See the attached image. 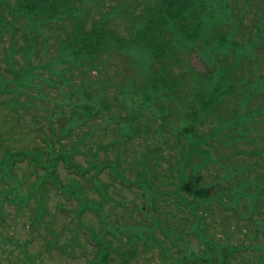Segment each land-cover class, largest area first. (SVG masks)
<instances>
[{
  "label": "trees",
  "instance_id": "16d2710c",
  "mask_svg": "<svg viewBox=\"0 0 264 264\" xmlns=\"http://www.w3.org/2000/svg\"><path fill=\"white\" fill-rule=\"evenodd\" d=\"M90 1L93 0H0V44L6 46L8 60L6 66L0 65V105L10 107V112H17L19 106H31L35 92L40 91L46 96L45 86L53 90L59 86V82L67 84L71 82L70 78L82 76L79 88L85 96L79 101L70 102L69 108L74 109L81 120L100 118L113 121L115 111H121L115 120L120 136L103 147L120 149L139 167L140 175L133 180L127 176V169L123 170L122 166L118 168L116 162L100 164L96 156L84 168L74 159L73 153L85 143L89 133L80 135L74 147L56 151L54 135L57 125L51 122V141L47 142L48 147L36 152L37 147L25 149L7 146L2 137L1 124L0 241H13L18 245L21 257L26 258L25 261L33 258L26 248L28 239L22 245L11 233L6 236L7 229L11 228V221L14 220L15 224L22 219L28 231L46 226L50 232V224L44 223L51 215L47 207L48 186L65 194L67 201H76L78 220L87 209L95 210V204L88 200L84 187L75 182H72L76 185L73 188L59 184V161L70 174L80 177L94 170L95 178H98L99 172L106 170L114 182L138 186L147 202L168 200L166 204L179 210L178 213L175 211L176 214L187 212L190 217L198 215L200 208L205 211L211 208L210 202L204 200L209 192L200 189L199 183L219 184L220 180L229 182L241 176L239 183L252 185L243 169L239 174L232 175L229 172L222 175L218 170L210 169L208 173L211 178L209 175L206 177L203 170L209 169V164L215 166L222 159L226 160L228 152L219 153L217 145L232 144L231 139L224 140L227 133L238 132L239 127L246 124L248 127L250 116L256 115L260 121L264 120L263 95H254L255 89L264 85L257 72L258 58L264 49V0H258V4L253 6L254 11H251L252 0H243L234 5L228 0H155L153 4L149 0L139 15L131 14L139 6L138 2L130 6L116 3L97 18L90 14ZM132 6L134 9L130 10ZM121 9L128 14L125 17L115 16L114 13ZM252 12L255 17L251 20L254 18L255 21L252 26H245L248 14ZM117 18L126 24L130 37H120L118 29L114 27ZM120 48L145 54L140 80L133 78L134 83H131L128 79L130 84L126 83L125 78L130 76L131 67H127L129 60L127 54L122 52L121 58L125 59L121 62L123 68H117L113 73L107 72L108 79L102 81L98 89L101 93L92 91L94 83L87 78L88 73L95 70L101 73L106 68L103 55L107 52L118 53ZM194 57L197 59L195 63ZM252 65L254 70L249 68L251 75H245V69ZM112 82H117V87L110 92L107 88L112 87ZM72 93L73 96L71 93L68 95L70 99L76 96V92ZM7 96H12V100H6ZM255 97L263 102L261 109L246 113L248 108L245 111L243 104H249ZM235 100H239L238 105L227 113L229 102ZM173 108H176L175 121L171 119ZM211 115L214 118H210ZM60 129L58 139L62 146V140L68 138L74 125L69 124L67 128L63 122ZM169 130L173 137H165L164 133ZM168 153L172 160L163 161ZM44 157L50 161L46 162ZM197 158L201 160L197 161ZM165 162H168L166 173L149 175L148 170L157 171L155 166ZM23 167H29L38 176L34 188L27 187L25 179L17 172ZM200 179L202 182H199ZM231 182L232 186H222L221 190L216 191L219 197L214 201L218 203L213 204L212 208L244 218L246 213L243 207L246 206L242 198L250 199L251 195L243 187H236L234 180ZM155 183L168 184H161L158 188ZM172 183L176 185L174 188H170ZM195 190L202 194L192 201L189 196H194ZM226 196L232 200L224 201L223 197ZM147 202L140 209L146 210L144 205ZM10 208H15L20 214L15 215ZM25 208L30 210L27 220L23 213ZM132 216L130 213L129 217ZM220 224L226 227L220 237L209 235L218 229L207 230V237L200 235L202 230L199 229V233H196L201 243L197 245L199 251H193L186 242L181 248L178 240L175 242L173 236L168 235L167 251L174 248L179 255L178 261L175 258L172 261L176 264H236L229 259L244 257L248 241H233V233L229 231L231 224ZM80 225L79 228L96 241V251L90 264H129L131 256L137 255L136 250L128 249V255L123 256L122 262H114L111 257L113 243L109 235L119 238L125 231L130 233L133 225H129V229H122L114 227L108 220L109 227L102 238L90 228H85L81 220ZM111 226L114 227L113 232ZM146 226L142 225L136 230L141 233ZM185 232L183 230L182 235ZM245 236L250 238L249 234ZM202 244L206 245V250L201 251L204 247ZM259 259L258 264H261L264 252Z\"/></svg>",
  "mask_w": 264,
  "mask_h": 264
},
{
  "label": "rangeland",
  "instance_id": "374dc122",
  "mask_svg": "<svg viewBox=\"0 0 264 264\" xmlns=\"http://www.w3.org/2000/svg\"><path fill=\"white\" fill-rule=\"evenodd\" d=\"M148 1L149 0H93L89 2L90 14L92 17L97 18L102 13H106L107 10L112 9L116 3H124L130 6L138 2L139 6H137L135 11L131 14L139 15L143 13ZM228 1L232 5L237 2H243V0ZM252 1L254 2L250 3L252 5L251 11H254L253 6L258 4V0ZM154 2L155 0L150 1L151 4ZM129 9H134V6ZM124 10L125 9H121V11L119 10V12H115V16L125 17L128 13ZM248 16L245 26H252L253 21H255L254 18L251 20L252 17H255L254 12L248 14ZM114 27L118 29L120 37L129 36V29H127L124 22H121L120 18H117L114 22ZM0 48V65L6 66V62H8L6 56L7 53H5L6 46L0 44ZM119 51L127 52L122 48ZM138 53L139 52L133 49L127 53L129 60L127 62L129 63L127 64V67H131L130 76L125 78L126 83L128 84H130L128 79L131 83H134L133 78H138L140 80L139 75L143 68L142 66L145 61V56L143 54H141L142 56H138ZM103 58L106 61V68H110V70H106L105 68L101 73L98 72V70H95L93 73L91 72L87 75V78L94 83L91 88L92 91H96L97 93L102 92L98 91V89L100 88L102 81L108 79V71L113 73L117 68H123V65L121 64L123 60H120L115 52L104 54ZM258 59V76L264 81V49L260 53ZM195 62H197V59L194 57V63ZM125 68L126 66L124 65V69ZM249 68L254 70L253 65L246 68L244 74L247 76L251 75ZM67 75L69 76L70 74L67 73ZM81 79L82 76H77L73 79L70 78V83L63 84L59 82V86L53 90H50L45 86L47 92L46 96L42 92L40 93V91L35 92L31 106H19L17 112H10V107L0 105V125L2 124L1 128L4 132L2 137H4L6 145H15L16 147L25 149L37 147L35 150L36 152L43 147H48L46 144L49 140L51 141V137L53 136L50 129V123L54 122V124L57 125L55 128L57 129L56 134L54 135L56 151H60L59 149H69L74 147V145H76V140L80 135L89 133L90 135L85 140V143H83L77 152L73 153L74 159L82 164L84 168L88 167V164L94 160L95 156L100 164L116 162L118 168H121L120 166H122L123 170L127 169V176L135 180L137 176L140 175V169L134 162H132V159L122 153L118 148L111 146L105 149L103 147L105 143L107 144L109 141L120 136L118 124L115 120L120 115L121 111L118 113L115 111V120L113 121L100 118L81 120V116L76 114L74 109L72 110V108H69L68 105H70V102L79 101L85 96L84 93H82V89L79 88L80 85H82ZM115 87H117V82H112V87L107 88V90L111 92ZM72 92H76V96L70 99L68 95L71 93L73 96ZM258 94L260 96L263 95L264 101V85H260L255 89L254 95L258 96ZM254 99H256L254 105L243 104L246 106L244 108L245 111L247 110V107H251L252 110L260 108V105L263 102L261 100L259 101V97H255ZM6 100H12V96H7ZM228 101L229 100H227V102ZM238 101L239 100L229 102L231 104H228L227 106V113H230L233 108L238 105ZM174 109L176 108H173L174 114L171 117L172 121H175L176 119V111H174ZM210 118H214V116L211 115ZM63 122L64 126L67 128L69 124L72 126L74 125V130L68 135V138L62 140L63 145L60 146L58 136L62 130L60 129V126ZM164 135L165 137H173L171 130L166 131ZM127 138L128 137H125V139ZM230 139L232 140V144L228 142L227 144L224 143V145H217L219 153L223 154L228 152L226 160L222 159L221 163L215 166L209 164L208 171L214 169L216 171L218 170L222 175L224 172H229V174L232 175L239 174L241 169L244 170L247 175L246 178L251 181L252 185L244 184L248 182L239 183L242 178L241 176H236L230 181L234 180L236 187H243L244 191L251 195L250 199H247L244 196L242 198V203H245L243 205L246 206L243 207V212L246 214L244 218H240L235 217L231 212L226 213L214 210L212 205L218 202L212 199L213 196H217L216 185L213 183H205L207 185L206 190L209 193L206 194V199L204 200L210 202L211 208L207 211L200 208L203 212H199V214L203 215L201 217V223L205 224L204 235L207 230L218 229V231H224L226 230V227H223L220 223H230L231 226L229 231L233 233L231 236L233 241H236L237 243L242 239L248 241L246 248H250L253 252L246 251V254L255 256L257 252L261 254L260 250L264 249V121L258 120L248 127L240 129V133L235 131H233V133H227L224 140ZM243 150H245V153L240 154ZM44 159L46 162L50 161L47 157H44ZM126 160L128 162H126ZM168 160H172L169 153L165 155L163 161ZM196 160L200 161L201 159L197 158ZM167 165L168 162L157 164L155 166L157 171L152 169L148 170L149 175L166 173L167 171L165 168ZM57 168L61 182L59 183L60 185L63 184L70 186L71 188L76 185L82 186V188L84 187L88 200L95 204V210L87 209L81 215L82 221L87 227L94 228L100 233H105L107 232L106 226L108 220L113 223L114 227L117 226L122 229H129V225H133L134 229H131L130 233H128L130 235L127 234V231H125V233L119 238L112 234L109 235L114 244L113 249L111 250L113 251L111 257L114 262H122L123 256L128 255V249L129 251L133 249L137 251V255L135 257L131 256L129 264H171L173 258L178 259L179 257L174 248L170 252L167 251L168 241L165 234L168 235L172 232L175 242L178 240V245L184 247L185 244L183 242H186L193 251H199L197 245L201 243L196 236L193 235L192 230L195 221L187 216V212L176 214L173 210V205H165V203H169L167 202L168 200H157V203L155 202V207H152L153 214L150 213L146 216V213H149L148 211L150 207L147 204V210H144V208L140 209L141 205L147 201V198L141 195L139 188L135 186H124L122 183L114 182L104 170L99 172L98 178H95L96 173L94 170H91L86 176L82 177L76 176V174H70L60 161L57 164ZM224 168H227V170L225 171ZM17 172L20 174L21 178L25 179V185L27 187L34 188L36 176L31 172L29 167L17 169ZM203 174L206 177L209 175V178H211L208 172L204 171ZM225 181L227 183H225ZM230 181L223 180L224 183H221L220 185L232 186L233 183H230ZM72 182H75L76 185ZM199 182H202V179H200ZM155 184L161 187V184L166 185L168 183ZM175 186V183H172L170 188H174ZM199 187L200 189H203L202 185H199ZM194 193V196H189L192 201L201 197L202 194V192L198 193L196 190ZM47 194V197H49L47 207L50 209L51 215L46 218L47 220L44 223L50 224V226H48L50 232H48L46 226L38 227L37 230L32 228L31 231L30 229L28 231L26 226L23 225L21 219V221L19 220V222L15 224L14 220L11 221L12 226L10 229H7L8 232L6 233V236H9V233H11L14 238L20 240L22 243L28 239L26 248L31 252L32 256L33 254L36 256L37 264H90L89 261L93 258L96 247L90 242V238L88 239L87 233L79 228L77 229L73 212L76 213L75 211L77 210L78 204L75 200L67 201V197L64 195L62 196V194L57 192L54 187L51 188L48 186ZM150 197L153 198L154 196ZM224 200L230 202L228 197H224ZM60 206L64 209L62 210ZM10 209H12L15 215L20 214L16 212L15 208ZM23 211L27 220L30 210L25 208ZM96 211H99L104 215V218L102 217L103 220L102 218H99ZM130 213L133 215L132 217H129ZM178 216H181V218ZM21 217L22 216H20V218ZM159 219H162L160 224L153 225V223ZM142 225L148 226L143 227L141 233H138L139 230L136 229H139ZM171 225L173 227L172 232L165 230ZM114 227L111 226L112 232L114 231ZM183 230L187 232L182 235ZM248 233L250 238H245V235ZM152 236L155 238L153 239ZM0 238L2 239V237ZM56 239L58 242H55ZM56 243H58V245ZM64 243L68 244L69 248H63ZM203 246L204 247H202L201 251L207 249V247H205L206 245ZM18 249V246L13 241L12 243L0 241V264H19L20 261H22V257L21 252ZM64 251L68 253L65 254L63 253ZM237 260L236 264H254L257 262V260H253L248 255ZM261 264H264V259Z\"/></svg>",
  "mask_w": 264,
  "mask_h": 264
}]
</instances>
